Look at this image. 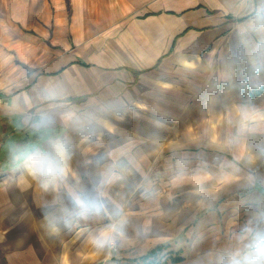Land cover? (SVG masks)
<instances>
[{
    "label": "crops",
    "instance_id": "0c3cea01",
    "mask_svg": "<svg viewBox=\"0 0 264 264\" xmlns=\"http://www.w3.org/2000/svg\"><path fill=\"white\" fill-rule=\"evenodd\" d=\"M258 5L0 0V264H221L264 213ZM55 138L71 146L56 186L10 163ZM81 191L103 211L79 214ZM117 221L116 246L95 247Z\"/></svg>",
    "mask_w": 264,
    "mask_h": 264
},
{
    "label": "clouds",
    "instance_id": "9594fccd",
    "mask_svg": "<svg viewBox=\"0 0 264 264\" xmlns=\"http://www.w3.org/2000/svg\"><path fill=\"white\" fill-rule=\"evenodd\" d=\"M254 20L258 26L264 27V0H259ZM47 95L52 101L60 98L55 88ZM62 115L68 121L79 120L77 114L71 110L65 111ZM54 123L55 120L51 114H43L34 127L46 129ZM70 147V143L63 138L50 139L46 150H42L36 144H14L9 150V161L13 166H22L38 178L42 187H54L67 176ZM73 204L81 215L98 214L105 206L102 199L90 197L83 191L73 197ZM122 236L123 225L117 221L109 228L96 233L92 237V243L99 249L113 248ZM235 240L236 245L222 257L221 264H264V213L254 216L248 224L242 226L235 234Z\"/></svg>",
    "mask_w": 264,
    "mask_h": 264
},
{
    "label": "rangeland",
    "instance_id": "374dc122",
    "mask_svg": "<svg viewBox=\"0 0 264 264\" xmlns=\"http://www.w3.org/2000/svg\"><path fill=\"white\" fill-rule=\"evenodd\" d=\"M167 255V253L165 252V251H162V252H160V253H158L155 257H154V259H153V261H156V262H158V263H162L163 262V259H164V257ZM152 260V259H151ZM145 263H148V261H145Z\"/></svg>",
    "mask_w": 264,
    "mask_h": 264
},
{
    "label": "trees",
    "instance_id": "16d2710c",
    "mask_svg": "<svg viewBox=\"0 0 264 264\" xmlns=\"http://www.w3.org/2000/svg\"><path fill=\"white\" fill-rule=\"evenodd\" d=\"M159 249H161V246H158L155 250H153L149 255H152V254H154L155 252H156V250H159ZM148 257V256H147ZM179 259H181V258H175L174 260L175 261H177V260H179Z\"/></svg>",
    "mask_w": 264,
    "mask_h": 264
}]
</instances>
